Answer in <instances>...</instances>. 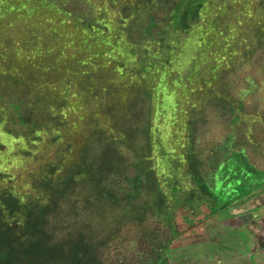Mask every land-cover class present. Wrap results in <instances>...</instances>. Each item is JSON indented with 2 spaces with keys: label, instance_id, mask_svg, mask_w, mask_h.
Returning <instances> with one entry per match:
<instances>
[{
  "label": "trees",
  "instance_id": "obj_1",
  "mask_svg": "<svg viewBox=\"0 0 264 264\" xmlns=\"http://www.w3.org/2000/svg\"><path fill=\"white\" fill-rule=\"evenodd\" d=\"M236 73L264 94V0H0V264H96L129 234L145 264H170L182 237L261 192L264 118Z\"/></svg>",
  "mask_w": 264,
  "mask_h": 264
},
{
  "label": "rangeland",
  "instance_id": "obj_2",
  "mask_svg": "<svg viewBox=\"0 0 264 264\" xmlns=\"http://www.w3.org/2000/svg\"><path fill=\"white\" fill-rule=\"evenodd\" d=\"M193 32L194 33H192V35L190 36L186 34L177 35L178 40L181 44L179 45L177 51L174 53V56H172V63L175 66L174 69L178 68L185 71L187 63L196 54L194 46L196 44L198 35L197 27L193 29ZM122 50H124V46ZM128 56L129 53H126L124 59H126ZM133 60L134 56L128 61L131 62ZM237 76L238 74L236 73L232 77L231 83L235 84L237 86V89H239L237 91V98L242 99L239 100V102L246 104V108L244 111L248 110V112H251V114L254 115L258 113L262 114L264 118V94L256 90L252 94L250 92L245 94V88L247 87V85L242 84L243 79H240L238 81L236 78ZM241 93L244 94V98H242ZM119 122V124L125 129L126 126L131 124V122H127L125 115H123L122 120ZM253 130H257V126ZM212 135H216V139H219L221 136L225 139L227 132L224 131L223 128H219L216 130L214 129L212 131ZM223 141H220V143L222 144ZM39 149L40 150H37L35 152V155H39L42 152V147H39ZM45 153H43V156L45 155ZM125 153L131 155L127 152ZM261 153L264 155V150ZM31 164H33V162H28L26 159L22 161H16L14 164H7L5 170L7 175L11 176L12 181H14L15 179L23 177L24 175H22V173H24ZM261 168L264 169V162L261 164ZM3 170L4 169H2V171ZM243 173L244 172H242L239 167L234 165V173L233 176L230 177V181L236 179ZM258 179H260V177H258ZM249 182H246V180H243L242 178L241 182L238 183V186L234 187L235 189H237L235 191H232V193L230 192L231 196L239 194L243 188V184L247 185ZM17 183L19 184V182ZM263 184L264 180L261 182V185ZM257 186L258 185H256L255 187ZM15 189L19 192H24L27 187L22 189ZM262 189L264 190L263 187ZM246 203L247 201L244 204ZM235 205V203L232 204L234 208ZM233 211L234 210L228 211L227 213L229 215H232ZM91 226L92 225H90V227ZM231 230L232 229L230 227L229 220H224V217H220L218 220H215L211 223L208 222V224H204L198 231L182 237L180 239L181 246L174 247L172 245L170 250V264L234 263V250L231 248V246L238 247V252L249 251L250 247H248V245L250 235H248L246 229H243L241 231L238 230L235 233H233ZM123 231L126 233H133L130 226L125 227ZM104 236L106 235H93V241H100V237ZM147 252V243L144 244L141 241V235H111V237L107 239L103 252L100 253L99 260H97L96 264H145V260L148 261L150 259L148 256H146Z\"/></svg>",
  "mask_w": 264,
  "mask_h": 264
},
{
  "label": "crops",
  "instance_id": "obj_3",
  "mask_svg": "<svg viewBox=\"0 0 264 264\" xmlns=\"http://www.w3.org/2000/svg\"><path fill=\"white\" fill-rule=\"evenodd\" d=\"M234 210L229 224L233 233L246 229L249 238V251L234 250L232 264H264V190L254 195L246 204H241Z\"/></svg>",
  "mask_w": 264,
  "mask_h": 264
},
{
  "label": "flooded vegetation",
  "instance_id": "obj_4",
  "mask_svg": "<svg viewBox=\"0 0 264 264\" xmlns=\"http://www.w3.org/2000/svg\"><path fill=\"white\" fill-rule=\"evenodd\" d=\"M232 217V215H230V217H228V218H225L224 220H228L229 218H231Z\"/></svg>",
  "mask_w": 264,
  "mask_h": 264
}]
</instances>
